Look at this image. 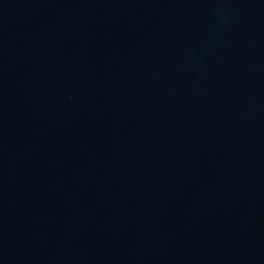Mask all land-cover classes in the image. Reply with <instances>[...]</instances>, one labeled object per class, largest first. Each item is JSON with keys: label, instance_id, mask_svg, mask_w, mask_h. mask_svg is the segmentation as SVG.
<instances>
[{"label": "water", "instance_id": "water-1", "mask_svg": "<svg viewBox=\"0 0 264 264\" xmlns=\"http://www.w3.org/2000/svg\"><path fill=\"white\" fill-rule=\"evenodd\" d=\"M0 264H264V0H0Z\"/></svg>", "mask_w": 264, "mask_h": 264}]
</instances>
